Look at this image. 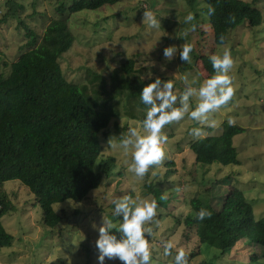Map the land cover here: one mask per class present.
I'll return each mask as SVG.
<instances>
[{"label": "rangeland", "instance_id": "1", "mask_svg": "<svg viewBox=\"0 0 264 264\" xmlns=\"http://www.w3.org/2000/svg\"><path fill=\"white\" fill-rule=\"evenodd\" d=\"M8 1H14L23 9H19L16 18L7 25H0V78L7 77L10 64L27 51L23 49L27 42L24 26L42 37L50 22L58 18L56 7L61 2L67 6L72 2L0 0V12L5 10ZM253 7L262 13L261 26L250 28L247 22H242L228 34L227 43L218 47L216 52L220 55L227 48L233 60L228 72L231 96L219 108L206 114L204 124L190 119L187 113L179 120L165 124L161 129L166 136L161 161L158 165L149 166L142 178L128 171L125 161H130V154L122 152L118 141L120 133L126 134L130 126L142 131L140 116L145 114L147 106L137 108L138 99H132L130 103H125L123 99L119 105L122 112L132 107L136 115L114 118L101 134L103 157L116 159L114 174L109 179H103L99 189L92 191L82 203L65 201L55 205V211L62 218L55 229L44 225L42 209L25 186L18 181L3 185L2 190L15 210L3 216L1 223L14 239L10 247L0 250V264H98L95 248L97 229L103 215L115 223L119 222L118 217L111 216V201L124 194L156 201L155 215L145 222V226L152 228V234L145 233V236L150 258L155 264H171L178 250L186 255L196 250L198 245L194 230L183 224L186 216L195 213L190 204L194 198L218 209L233 186L244 192L255 220H264V0L256 1ZM205 8L207 5L203 0L195 1L194 9L200 21L198 33L191 28L195 11L186 0H120L112 6L66 17L64 19L68 21L75 41L59 60L64 77L71 83L87 84L90 86L87 94L90 97L99 94L104 101L110 95L114 72H120L121 64L133 59L136 75H143L146 84L157 76L162 81H173V91L177 95L175 106H179L180 93L187 86L198 89L204 79L211 77L195 58L201 52L210 55L213 45L209 14ZM144 9L151 10L160 20L158 28L142 23ZM189 13L193 19L185 23L184 18ZM184 43L190 44L191 48L197 44L195 50L191 49L188 61L179 58V46ZM168 46L177 47V53L171 60L163 56V49ZM161 65H165L163 70ZM149 71L153 73L151 78L147 76ZM196 103L198 97L191 96L189 110ZM225 124L241 130L233 139L241 164L229 167L196 164L195 155L190 150L191 142L219 137ZM194 127L201 128L202 132L195 139L189 132ZM203 127H210L211 131ZM171 162L173 167H167ZM97 170L101 171L99 165ZM168 170L173 171L169 176ZM226 177L232 178L231 184H216ZM150 186L157 191L152 194ZM164 241L172 244L168 255L164 254ZM201 251V256L191 264H202V261L210 264H251L252 253L258 256L260 264H264V250L259 246L240 245L223 258L219 250L212 246L203 245ZM104 264L122 262L106 258Z\"/></svg>", "mask_w": 264, "mask_h": 264}, {"label": "trees", "instance_id": "2", "mask_svg": "<svg viewBox=\"0 0 264 264\" xmlns=\"http://www.w3.org/2000/svg\"><path fill=\"white\" fill-rule=\"evenodd\" d=\"M120 0H72L70 5L61 2L56 7L58 18L46 27L42 37L24 26L27 49L20 58L10 64V73L0 78V250L10 247L13 236L1 223L6 214L15 207L2 190L9 181H18L37 200L42 209L44 225L53 230L62 221L54 206L73 201L82 203L89 194L99 189L103 179H109L116 169V159L103 157L101 134L114 118L133 116V108L120 109L125 103L137 100L136 106L145 107L139 101V93L146 84L136 75L133 59L121 64L111 80L108 99L102 101L99 94L90 97V86L68 82L60 65V58L68 52L75 36L64 18L82 11H96L104 6H112ZM195 1L186 0L195 11ZM214 11L209 14V25L213 36L212 54L227 43L228 34L242 22L250 28L260 27L262 13L254 8L256 3L244 0H203ZM23 6L14 1L5 4L0 12V25H7L17 16ZM199 14L194 15L193 29L198 33ZM223 37V40L220 37ZM197 44H193L195 50ZM203 52L196 55L204 70L213 75L209 56ZM101 94V93H100ZM125 108V107H124ZM144 115L140 116L142 122ZM210 132V127H203ZM241 130L225 124L219 137H206L190 144L195 155V163L205 166L220 164L224 167L239 166L234 137ZM97 165L101 171L97 170ZM173 163L167 167H173ZM173 171L168 170L167 176ZM226 177L217 185L231 184ZM153 194L156 188L150 186ZM194 211L207 209L211 215L197 220L186 216L183 224L194 230L197 248L194 253L185 255L186 264H191L201 256V246L208 245L219 250L220 257L229 256L238 246H259L264 250V220L256 221L252 206L244 192L231 187L218 209L198 198L190 201ZM189 237V233L186 234ZM147 239V237L145 236ZM196 251V252H195ZM218 257V256H217ZM258 256L251 254L250 263L260 264ZM264 262V253H263ZM202 264H210L202 261Z\"/></svg>", "mask_w": 264, "mask_h": 264}, {"label": "clouds", "instance_id": "3", "mask_svg": "<svg viewBox=\"0 0 264 264\" xmlns=\"http://www.w3.org/2000/svg\"><path fill=\"white\" fill-rule=\"evenodd\" d=\"M214 10L209 7L208 14ZM193 19L191 13L184 18L185 23ZM142 23L151 28H158L160 20L149 9L142 13ZM223 40V37H220ZM191 45L184 43L179 46V58L181 61L189 60ZM177 53L176 46H168L163 49V56L171 60ZM212 68L215 70L210 78L204 79L198 89L187 86L179 96V106H175L177 95L173 91V81L163 80L160 77L152 79L145 84L140 93V101L146 105L142 121V131L136 127H128L127 133H120L118 145L125 155L130 154V161H125L128 171L136 177H143L149 166L158 165L163 156V144L166 136L161 132L163 126L187 116L204 124L206 114L214 111L224 104L232 94L231 77L228 72L233 60L227 48L222 54L209 56ZM165 65H161L163 70ZM153 73L149 71L147 76L151 78ZM141 80L144 79L142 75ZM185 79V78H181ZM187 83V81L185 80ZM198 97V103L189 110V98ZM231 123V119L228 121ZM193 138L202 135L201 128L189 129ZM164 197L162 196L161 199ZM111 216L118 217L119 222L103 215L102 223L98 227V236L95 240L98 264H104L105 259H118L122 264H155L150 258V249L145 233L152 234V228L145 226V222L152 219L156 211V201L139 195L130 196L124 194L112 199ZM211 215L207 209L201 208L194 213L195 219L201 220ZM158 224L159 221H156ZM95 227V225H94ZM115 229V231H112ZM172 247L170 241H164V254H169ZM171 264H186L182 250L176 251Z\"/></svg>", "mask_w": 264, "mask_h": 264}]
</instances>
